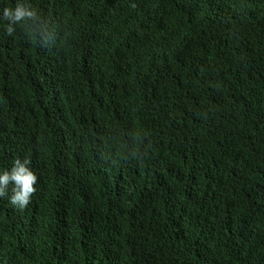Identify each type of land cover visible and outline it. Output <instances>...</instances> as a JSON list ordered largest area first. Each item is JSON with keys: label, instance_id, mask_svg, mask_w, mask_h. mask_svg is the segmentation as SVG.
<instances>
[{"label": "trees", "instance_id": "16d2710c", "mask_svg": "<svg viewBox=\"0 0 264 264\" xmlns=\"http://www.w3.org/2000/svg\"><path fill=\"white\" fill-rule=\"evenodd\" d=\"M29 3L0 169L38 189L0 198V264H264V0Z\"/></svg>", "mask_w": 264, "mask_h": 264}, {"label": "clouds", "instance_id": "9594fccd", "mask_svg": "<svg viewBox=\"0 0 264 264\" xmlns=\"http://www.w3.org/2000/svg\"><path fill=\"white\" fill-rule=\"evenodd\" d=\"M36 19L37 9L30 5L29 0H15L14 6L9 4L0 9V20L6 21V32L9 35L14 33L18 26ZM37 189L38 176L28 158H17L10 169H0V198L7 197L11 204L26 208Z\"/></svg>", "mask_w": 264, "mask_h": 264}]
</instances>
